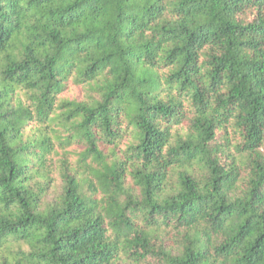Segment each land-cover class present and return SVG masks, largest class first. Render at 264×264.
Wrapping results in <instances>:
<instances>
[{
	"label": "trees",
	"instance_id": "16d2710c",
	"mask_svg": "<svg viewBox=\"0 0 264 264\" xmlns=\"http://www.w3.org/2000/svg\"><path fill=\"white\" fill-rule=\"evenodd\" d=\"M0 264H264V0H0Z\"/></svg>",
	"mask_w": 264,
	"mask_h": 264
},
{
	"label": "rangeland",
	"instance_id": "374dc122",
	"mask_svg": "<svg viewBox=\"0 0 264 264\" xmlns=\"http://www.w3.org/2000/svg\"><path fill=\"white\" fill-rule=\"evenodd\" d=\"M73 94H74V95H77V94H79V91L75 90V91H73ZM16 249H17V248H16Z\"/></svg>",
	"mask_w": 264,
	"mask_h": 264
}]
</instances>
